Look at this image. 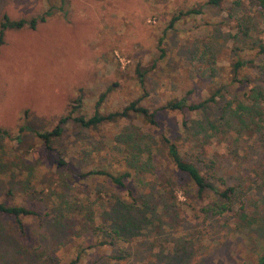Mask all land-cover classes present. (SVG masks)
<instances>
[{"label":"rangeland","instance_id":"obj_1","mask_svg":"<svg viewBox=\"0 0 264 264\" xmlns=\"http://www.w3.org/2000/svg\"><path fill=\"white\" fill-rule=\"evenodd\" d=\"M205 1L0 0V21L3 16L9 20L46 16L34 29L7 30L0 46V128L9 132V137L0 138V204L23 206L35 212V215L22 219L25 238L16 234L11 218L0 216V264H29L23 260L14 261L11 258L13 250L19 246L33 249L42 241L50 243V231L44 225L47 227L49 224L47 214L57 207L63 194H66L68 203L74 197L79 203L86 199L89 208L97 211L101 202L99 194L110 196L116 192L103 177L78 179L77 174L92 169H103L113 174L123 170L124 154L120 149H112L120 146L112 142L117 132L128 127L152 136L155 144L151 145L150 153L156 160L161 155L160 144L157 143L161 135L170 138V135L180 134L183 119H199L200 116L163 111L158 115L155 126L132 117L117 124H104L96 131H87L68 122L61 138L51 141L49 151L33 132L50 131L58 118L69 112L72 116L89 117L94 111L102 115L119 111L143 93L140 104L155 109L173 98L202 101L218 84H229V62L235 59L231 53L235 46L232 38L234 28L223 25L218 31L222 38L218 32L213 34L215 74L211 77L200 75L202 68L190 54L200 41L208 40L220 16L227 15V12L206 8L203 15L180 19L166 30L171 11L177 8L185 10ZM247 6L245 12L250 9L251 15L257 14V8ZM236 17L241 19L242 15ZM244 20L242 24L248 19ZM257 30L264 31V24ZM160 38L163 57L158 59ZM244 45L241 40L234 48ZM251 53L249 50H236V54L243 58ZM138 73L143 76L142 86ZM248 77L250 80L252 75ZM212 80L215 82L211 83ZM101 96V102L96 105ZM224 97L228 96L225 94ZM23 124L27 130L18 143L13 136ZM262 139L251 138L246 149H239L232 155L224 144L211 138L210 144L202 151L204 157L216 160L221 175L232 178L235 183L243 182L242 188L247 196L244 217L233 215L234 207L226 213L231 216L227 227H220L211 241L201 238L205 252L209 254L205 264H255L260 249L264 248ZM83 142L90 145L85 156L79 153L84 147ZM157 166L163 176L173 175V168L166 161H158ZM145 180V176L128 179V186L137 199L154 197L148 192ZM174 181L176 186L181 182ZM117 191L119 198H126L125 192ZM193 193L187 189L185 196L178 187H174L178 208L187 216L191 207L198 204L191 198ZM161 209L160 205L155 207L157 213ZM161 220L164 226L162 234L176 237L180 227H173L171 219ZM190 222L201 228L199 221ZM190 222L184 219L179 226L190 228ZM73 228L77 230L78 226L73 225ZM199 228L190 231L198 238L201 236ZM70 238L71 235L67 244ZM72 239L85 246L82 237ZM120 246H125V243H120ZM129 246L133 247V243ZM84 254L87 256L82 259L83 264H142V256L116 263L108 257L110 251L106 249H88ZM54 256L55 260L50 264H68L72 252L61 248L52 254ZM198 256L199 250L191 262L197 261ZM30 264L44 263L32 261Z\"/></svg>","mask_w":264,"mask_h":264},{"label":"trees","instance_id":"obj_2","mask_svg":"<svg viewBox=\"0 0 264 264\" xmlns=\"http://www.w3.org/2000/svg\"><path fill=\"white\" fill-rule=\"evenodd\" d=\"M223 6H226L225 9ZM246 6L257 8L255 12L259 16L251 15L250 9L249 13L245 12ZM206 8L227 12V15L220 16L208 40L200 41L190 54L195 56L194 60L202 68L200 75L211 77L215 74V59L212 53L215 46L213 34L223 25L234 28L232 36L234 47L241 40L245 45L239 48L233 47L231 50L235 59L229 62L231 73L229 84L222 86L218 84L217 88L202 101L189 102L184 97L173 98L155 109L140 104L145 95L143 93V96L130 101L119 111L103 115L94 111L89 117L72 116V112H69L59 117L50 131L33 132L49 151L51 141L61 138L64 126L68 122L87 131H96L104 124H117L132 117L141 119L149 126H155L158 115L163 111L200 116L199 119H183L180 122V134L170 135V138L161 135L157 141L160 144L161 155L156 160L150 153L151 145L155 144L152 136L132 131L128 127L117 132L112 142L120 146H113L112 149H120L124 154L123 170L113 174L103 169L87 171L79 169L81 172L77 174L78 179L90 176L103 177L116 192L110 196L99 194L101 202L97 211L89 208L86 199L79 203L74 197L68 203L66 194H63L59 198L57 207L47 214L49 224L47 227L44 225V228L50 231L48 233L50 243H44L41 239L42 243L38 242L33 249L16 247L11 257L14 261L23 260L29 264L32 261H41L50 264L55 260L52 254L63 248L72 252L68 264H83L82 259L86 258L87 254L84 253L88 249L109 250L108 257L116 263L133 261L142 256V264H205L209 254L205 252L206 247L202 244L201 238L206 237L211 241L214 239L212 235H215L220 227H227V221L231 216H227L226 213H230L234 207L236 210L233 215L240 214V217H244L247 196L242 188L243 182L235 183L232 178L221 175L216 160L204 157L202 151L210 144V139L214 138L217 143L226 146L228 153L234 155L235 151L246 149V144L251 138L262 139L264 136V31L257 30L261 24H264V0H249L247 3L240 0H206L185 10L177 8L171 11L166 30L171 29L180 19H193L203 15ZM236 15H242L241 19ZM45 17L44 14L29 20H9L3 16L0 21V46L3 44L7 30H19L23 27L34 29L37 24L44 21ZM246 18L247 22L242 24V20ZM254 27L256 28L253 30ZM222 37L220 33V38ZM161 44L162 38L157 43L158 59L163 57ZM236 50L241 52L249 50L252 53L249 57L243 58L236 54ZM246 70L248 73L245 72ZM243 71L244 75L241 76ZM249 74L252 75L250 80ZM137 76L142 86L143 76L141 73ZM225 94L228 97H224ZM102 98L103 96L98 99L96 105ZM26 130L25 124L19 126L17 135L13 136V139L19 143L22 133ZM3 137H9V132L0 128V138ZM262 141L264 142V138ZM83 144L85 148L83 147L79 153L85 156L90 145L85 142ZM158 161H166L170 164L173 175L177 177L163 176L157 166ZM143 176L146 177L145 185L148 192L153 193V198L137 199L136 194H133L128 186L129 178L140 179ZM174 179L181 182L176 186ZM24 186H27V182ZM256 186L259 189L260 185ZM174 187H178L185 196L187 189L194 191L191 198L198 204L191 207L189 216L179 210ZM117 190L125 192L126 198H119ZM155 196L160 199L157 200ZM205 199H208L207 202L199 204ZM158 205L162 207L159 213L155 210ZM33 215H35L33 210L23 206L0 204V216L12 219L19 237H26L22 219ZM161 218L171 219L174 222L173 227L177 229L180 227L176 237L162 234L164 226ZM184 219L188 222L199 221L201 228L190 222L192 226L184 229L183 226H179ZM154 221L156 224H153ZM73 225L78 226V229L74 230ZM195 228L201 229L199 238L190 232ZM70 235V243L67 244ZM63 237L66 239L61 240ZM73 237H82L85 246L76 244ZM120 243H125V246H120ZM131 243L133 247L129 246ZM197 250H199V259L191 262ZM255 264H264V248L260 249Z\"/></svg>","mask_w":264,"mask_h":264}]
</instances>
